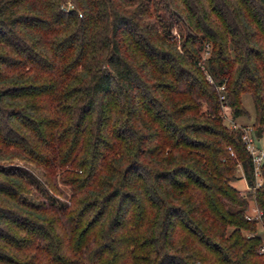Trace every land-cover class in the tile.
Wrapping results in <instances>:
<instances>
[{
	"label": "trees",
	"instance_id": "1",
	"mask_svg": "<svg viewBox=\"0 0 264 264\" xmlns=\"http://www.w3.org/2000/svg\"><path fill=\"white\" fill-rule=\"evenodd\" d=\"M245 95L264 0H0V264H264Z\"/></svg>",
	"mask_w": 264,
	"mask_h": 264
},
{
	"label": "rangeland",
	"instance_id": "2",
	"mask_svg": "<svg viewBox=\"0 0 264 264\" xmlns=\"http://www.w3.org/2000/svg\"><path fill=\"white\" fill-rule=\"evenodd\" d=\"M175 33L176 32H171V35L172 36L176 35ZM174 40L178 41L179 43L181 42L178 35L175 37ZM178 48L181 49V47L179 45H178ZM180 52H181V50H180ZM242 103H243V107L246 111V115H243L241 117H235L234 118L229 107L225 106L222 109L221 115L224 113L223 120H224V124L227 127L231 128L232 126L235 125L236 129H240L241 131L243 129H247V128L252 129L251 126L253 123V116L254 115H253V106H252V103H251L249 96H247V95L243 96ZM9 165H11L13 168L17 169L18 173L20 175H22L26 181H32L33 180V182H35L36 184L43 187L42 178L39 175V172L37 170H35L32 165L25 163V162H21V161H13V162L9 163ZM236 175L239 177L242 175L240 168H238V170L236 171ZM233 185L239 190H245V191L248 190V188L246 186V182L243 178L234 182ZM50 194L53 195L51 192H50ZM22 197L26 198V200L33 205H36V204L40 203V201H41L40 194L35 192V190H33V189H32L30 194L22 195ZM54 199L59 201V202L64 201L63 198L57 197V196L54 197ZM256 213H257V211L254 209V206L251 205V208L249 209L248 214L250 216H255ZM259 233L262 237H264V229L261 225H259Z\"/></svg>",
	"mask_w": 264,
	"mask_h": 264
},
{
	"label": "built area",
	"instance_id": "3",
	"mask_svg": "<svg viewBox=\"0 0 264 264\" xmlns=\"http://www.w3.org/2000/svg\"><path fill=\"white\" fill-rule=\"evenodd\" d=\"M222 89L223 87L220 88V90ZM223 98L222 96L221 99ZM222 116L224 117V113ZM231 128L236 129L235 125ZM242 133V140L251 158L254 188H257L262 183L261 169L264 162V133L259 138L254 135L251 128L243 129ZM262 251H264V248H262Z\"/></svg>",
	"mask_w": 264,
	"mask_h": 264
}]
</instances>
